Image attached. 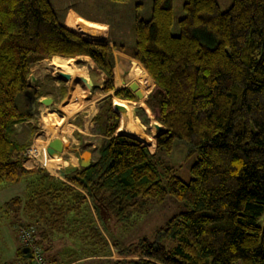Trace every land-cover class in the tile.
Here are the masks:
<instances>
[{"label": "trees", "instance_id": "obj_1", "mask_svg": "<svg viewBox=\"0 0 264 264\" xmlns=\"http://www.w3.org/2000/svg\"><path fill=\"white\" fill-rule=\"evenodd\" d=\"M172 2L153 0L148 18L134 16L128 47L85 39L64 25L51 0H0V186L30 179L26 196L3 208L11 223L33 228L49 262L56 261L54 240L66 238L79 242L83 257L111 256L114 248L109 264H264V0H232L226 10L217 0H185L177 34ZM113 48L133 57L117 62L124 73L141 67L144 102L152 91L146 104L165 128L156 151L116 133L119 116L108 96L92 119L106 141L89 167L64 170L63 179L26 168L28 143L13 132L32 117L20 100L26 106L28 94L40 96L29 83L31 67L52 56H89L107 75L106 93L115 89ZM114 96L137 100L128 87ZM176 140L191 145L188 158L195 155L187 181L160 161ZM167 195L190 209L168 218L153 240L122 246L110 237V244L104 217L135 221L148 200ZM19 234L15 264L31 257L22 255Z\"/></svg>", "mask_w": 264, "mask_h": 264}, {"label": "rangeland", "instance_id": "obj_2", "mask_svg": "<svg viewBox=\"0 0 264 264\" xmlns=\"http://www.w3.org/2000/svg\"><path fill=\"white\" fill-rule=\"evenodd\" d=\"M184 1L185 0H173L172 2L173 12H174V22L171 28V32L173 34L178 33L177 20L183 15L182 4ZM217 2L221 10H226L230 6L232 0H217ZM51 3L53 4L58 15L59 16L61 15V17H63L62 19H64L67 14V8L71 6L76 11L81 13V15L87 18L93 20H100V21H110L107 27L104 25L106 27L105 40L107 39L106 41L108 42H104L103 40L97 42L109 43L111 46H113V42L111 41L114 40L117 43H122L125 46L131 47L134 42V34L132 29L134 16L139 15L143 18H148L150 16L153 0H127L124 2L113 1V0H51ZM83 20L84 19L78 17L75 13L69 12V14L65 19V23L66 26L77 31L76 29L80 28ZM86 34L87 37H89L90 39L96 38V36H93L89 31H87ZM90 41H94V40H90ZM114 50L119 51V53L118 52L116 53L117 55L116 59L114 56V62H115L114 67L115 65H117L120 68V66L117 63L118 61H121L122 63H125V65H127V62H125L126 60H124V58H121L122 55H120V52H123L125 54L127 53L122 50L113 48V54H114ZM54 57L57 58L58 56H54ZM52 58L53 56L49 58H45L46 60L43 59L40 63L35 64L30 69L29 83L36 84L38 83V81H40L41 83L40 87L42 88L41 92L42 91L52 92L55 95L54 97L57 98L54 104H52L51 106L37 107L36 105L31 119V121L34 123L33 129L30 128V126H23V131L25 133V139L23 140V142L28 143L26 150L27 151L30 150L31 147L34 145L39 149V153H40L36 158L35 156H33L34 155L33 152L28 151L29 152L28 155V152L26 151L27 153L24 155V166L26 168L40 167L46 170L48 174L63 179L62 178L63 176L59 173L60 168L61 169L63 168V170H67L65 167L71 166L72 161L76 163L74 157L81 156L82 158H84L86 157V155H89V151H88L89 143H87V141L83 142V140H80L78 142L76 141V139H78V133H79V130L77 129V122L82 120L83 118L89 119L93 114L94 109L98 108L99 102H101L104 98L108 96L112 97V106H113V102L119 99V97L114 96V90L120 87H116L114 90L105 93L101 90V84L95 83V86L93 85V87L89 89L86 86V84H83L84 83L83 82L79 85L80 88L79 87L75 88L74 86L71 85V79L67 80L65 78H62L59 75V71H54L53 69H45L43 67V62L49 60L52 61ZM74 58L76 63L79 65L88 64L91 61L90 62L91 66L88 64V68L94 71L98 70L96 69L97 67L95 66L91 58L90 61H86L84 57H78V58L74 57ZM130 58L133 57L130 56ZM82 60H84L83 61L84 63H82ZM114 67H113V73H114ZM59 68H60L59 70L67 71V69L65 68H61V67ZM34 71L35 73L38 74V76L37 74L36 75L33 74ZM99 72L102 75H104L103 72H101L100 70ZM31 74L36 76L37 80H34V82H32ZM141 74H142V69L138 65H136L135 69H130L125 73L123 72L122 79L123 80L125 79V81L129 83H126V85L122 87H128V85L131 82L137 83L138 81L137 79H140ZM114 77H115V73H114ZM90 78L92 79V73L90 74ZM79 82H80L79 79H75V84H78ZM117 83L119 84L118 81ZM61 88H63L65 92L62 93V95L60 93L58 95V90H60ZM73 88L77 90L75 91L74 94H71L70 91H72ZM93 93L95 94L93 95ZM146 99L145 102L143 96L139 100L137 98L136 101L125 99L126 101L131 103L134 102L136 104L139 103L138 105H135L134 108L136 111V116L129 115L130 117L129 116L125 117V119H127L128 122H132L131 131L125 132V134H129L131 136L137 137L144 144H147L149 146L148 148L152 152H155L156 151L155 137L158 134V131L155 127L156 125L155 121L157 122V120H155L152 110L146 104ZM120 100L122 99L120 98ZM118 116H119V127L116 133H124L121 131V129H123L124 127H120L122 118L120 119L119 114ZM150 119L152 120L153 125L151 124ZM87 121H88L87 123H89V128L92 130L94 124L90 126V123L92 121L90 120ZM52 122L54 124H52ZM136 123L137 125L142 127V129L137 128ZM140 130H143L147 135L149 134L151 135L148 137L140 138L139 137V133L141 132ZM137 133L138 135H136ZM52 138H60L61 140L67 138L69 140V145L66 147L64 146L62 151H60V153L62 158L68 160L70 156H73L74 160H70L68 164H64L62 166H57V167L56 166L54 167V165L59 164L58 159H56L57 160L55 161L56 163H51L48 161L46 163L47 156L49 155V153L46 151V147L48 145V142ZM16 140L18 141V139ZM190 147H191L190 144L181 140H176L174 149L170 153V155H164L163 158L159 156L162 164L164 165L168 164L176 168L178 176H180L184 181L189 180L190 178L189 167L192 164V162L195 160V155L194 158L187 157ZM53 158H57V157H53ZM77 165L80 166L79 163ZM48 168H50L52 171L48 170ZM28 181H30V179ZM28 181L22 180L19 183H4L0 186V264H15V262L17 261L16 250L17 247L19 246L17 240V233L23 228L21 225L20 226L16 225L17 224L16 222L11 223L9 221L8 218L9 215L6 214L3 205L6 201H8L9 199L15 196H19L21 198L25 197L28 192L27 191ZM29 189H31V187H29ZM144 206H145V209L143 211L144 213L140 214L135 221L117 222L114 219L108 217L103 218L102 225L109 234V236L107 235L106 237L110 242V244L112 242L111 238L117 240L122 246L135 242L141 237H147L148 239L153 240L156 229L159 228L161 225H163L168 218H170L172 215L178 212L187 211L188 209H190V206L186 201L178 200L171 195H167L161 201L148 200L144 204ZM259 222L261 225H264V212L259 217ZM54 242H55L54 247L50 251V254L56 256V261L50 262L51 264H109L107 261H105L106 258L112 260L115 259L117 256L115 249L112 248L111 256L89 255L83 257L84 256L82 254L83 248L80 247L79 242L76 239L69 240L66 238H56ZM163 244L168 248H170L173 245V243L170 240H164ZM83 252H87V251H83ZM234 264H241V262L237 261Z\"/></svg>", "mask_w": 264, "mask_h": 264}, {"label": "crops", "instance_id": "obj_3", "mask_svg": "<svg viewBox=\"0 0 264 264\" xmlns=\"http://www.w3.org/2000/svg\"><path fill=\"white\" fill-rule=\"evenodd\" d=\"M69 12H73L78 17L84 19L82 21V23H81L80 28L79 29H76L78 32H80L81 36H83L85 39H89L87 37V34H86V32L89 31L93 36H96V38H92V39H89V40H94V42H97V41H100V40H103L104 42H108V41H106L107 39L105 40V36H106V27L109 25L110 21H100V20H93V19L87 18V17L81 15V13H79L78 11H76L73 7L69 6L67 8V14H66L65 18L62 19L65 26H66L65 19H66L67 15L69 14ZM60 17H61V15H60ZM61 18H63V17H61ZM95 22H97V23H95ZM92 25H94V26H92ZM117 52L119 53V51L114 50L115 59L117 57V55H116ZM120 55H126L127 57H130L129 55H127V54H125L123 52H120ZM78 57H84V59L86 60V57H89V56L80 55V56H77V58ZM41 61L36 62L35 64H38ZM83 61L84 60H82V63H83ZM86 61H89V60H86ZM59 65L54 64L53 66H51L48 69H53L54 71H65V70H59L60 69L59 67H61ZM84 65H87L88 66V64H84ZM89 65H90V62H89ZM61 68H63V67H61ZM96 69H98V68H96ZM99 70L100 69H98L97 71H94L93 72L94 74H96V80L89 79V80H92L93 81V85L94 86H95V83H99L102 86V82L107 79V75L103 71L100 70L104 74V75H102L99 72ZM65 72L68 73V74H70V73L77 74L75 71H71L70 69H67V71H65ZM114 73H115V77H114V80L115 81H114V84L116 83L115 88L116 87H122V86L126 85V83H129V82H126L125 79L124 80L122 79L123 72L121 71V69L117 65H115V67H114ZM33 74L36 75L37 73H35V71H34ZM35 75H32L31 74V76H32V82H34V80H37ZM37 76H38V74H37ZM117 81L119 82V84L117 83ZM40 84H41L40 81H38V83H36V84H32L31 83V85L33 86V88H35L36 90H39L40 91V96L37 98V107H40V106H42V107L44 106L45 107L46 106V105L42 104L41 102H39V100L41 98H44V97H50V98H52V103L50 105H48V106H51L52 104H54V102H55V100H56L57 97L55 98L54 97L55 95L52 92H48V91H42L41 92L42 88L40 87ZM75 88H77V87H75ZM75 88H73L74 90L70 91L71 94H74L75 93V91L77 90ZM79 91H80V89H79ZM64 92H65V90H63V88H61L60 90H58V95H59V93L62 95V93H64ZM26 102H27V105L25 106V100L24 101L23 100H20V105H21V107L26 108V110H28L27 107L29 105V99ZM138 104H136L135 102L134 103H131V102H128L126 100H120V99H117V100H115L113 102L114 109L120 115V119L122 118L121 119V125H120V127H124L123 129H121L122 132L125 133V132H130L131 131L132 122H128L127 119H125V117H127L129 115L130 116L134 115V113H135V109H134L135 108V105H138ZM97 110H98V108H95L94 109V112H93V114L91 115V117L89 119L88 118L87 119L86 118H83L82 120H80V121L77 122V129L79 130V133H78V139H76V141L78 142L80 140H83V142L84 141H87V143H89L88 151H89V159H90L91 162H93L97 158L98 153H99L98 152L99 151V147L102 144H104V142L106 141V137L103 136L102 134H100L99 131L95 129V124L92 121V119H93L95 113L97 112ZM48 116H50V115H48ZM31 119H32V117L29 120L22 121V122L16 123L14 125L13 137L16 138V139H18L19 143H27V142H23V140L25 139V133L23 131V126H30V128L33 129L34 123L31 121ZM87 120L92 121L90 123V126H92L94 124V127H93L92 130L89 128V123H87L88 122ZM52 124H54V123L52 122ZM151 124L153 125L152 120H151ZM136 127L139 128V129H142V127H140L139 125H137V123H136ZM140 131H141L139 133V137L140 138H142V137H148V136L151 135V134L147 135L143 130H140ZM136 135H138V133ZM29 140H27V141H29ZM53 157H57V156H53ZM53 157H50L48 155L47 156V159H46V163H47V161L48 162H51V163H56L55 161H57L56 159H58L59 160V164L54 165V167L55 166L56 167L57 166H62L64 164H68L70 160H74L73 159V156H70L68 158V160L62 158L61 153L58 155L57 158H53ZM74 158H75L76 163L72 161L71 166L65 167L66 169H68V168H78L79 165H77V164L78 163L80 164V162H81V160L83 158L81 156L80 157H74ZM48 170L52 171L50 168H48ZM61 171H64L63 168L62 169L61 168L59 169V173H61ZM16 259L17 260L19 259L18 256H17Z\"/></svg>", "mask_w": 264, "mask_h": 264}, {"label": "water", "instance_id": "obj_4", "mask_svg": "<svg viewBox=\"0 0 264 264\" xmlns=\"http://www.w3.org/2000/svg\"><path fill=\"white\" fill-rule=\"evenodd\" d=\"M89 40V39H88ZM59 75L65 79H70L71 75L63 72V71H59ZM32 77V76H31ZM82 81L84 82V84H86V86L90 89L93 87V81L92 80H86L85 78H82ZM129 90L139 99L143 96V93L141 90L138 89V85L136 82H131L128 85ZM39 102H41L42 104L48 106L52 103V98L50 97H44L41 98L39 100ZM30 108L27 111H31L32 113L35 110L36 107V101L33 100L32 102L29 103ZM113 107V106H112ZM114 109V108H113ZM115 110V109H114ZM116 111V110H115ZM134 115L136 116V111L134 113ZM158 133L162 132L165 128L160 124L157 123L155 125ZM69 145V140L67 138L64 139H59V138H52L47 145L46 151L48 153H52L54 151H62L63 147L68 146ZM92 164V162L89 159V155H86V157H84L81 162H80V166L82 167H89ZM61 175L63 174V172L61 171L60 173ZM21 253L24 257H30L31 253H30V248L28 246H24L21 248Z\"/></svg>", "mask_w": 264, "mask_h": 264}, {"label": "bare ground", "instance_id": "obj_5", "mask_svg": "<svg viewBox=\"0 0 264 264\" xmlns=\"http://www.w3.org/2000/svg\"><path fill=\"white\" fill-rule=\"evenodd\" d=\"M84 63V62H83ZM54 64H57V65H59V66H61V67H63V68H66V69H70L71 71H75L77 74H75V73H70V75H71V85L72 86H74V87H79V85L81 84V83H83V81H82V78H85L86 80H89V79H91L90 78V74L92 73V79H94V80H96V74H94L93 72H94V70H91V69H89L88 68V66L87 65H79V64H77L76 63V61H75V58H56V57H54L53 59H52V61L51 60H49V61H44L43 62V67L45 68V69H48V68H50L51 66H53ZM89 64V63H88ZM91 66V65H90ZM91 68V67H90ZM63 72H65V71H63ZM82 77V78H81ZM75 79H79V83L78 84H75ZM68 80V79H67ZM82 81V82H81ZM84 84V83H83ZM80 88V87H79ZM74 90V89H73ZM95 93H93V95H94ZM30 108V107H29ZM29 112V111H28ZM57 117V116H56ZM47 118V117H46ZM48 120V119H47ZM49 122H51V121H49ZM47 123V122H46ZM60 139V138H59ZM47 148V147H46ZM30 152H33L34 153V155L33 156H35L36 158H37V156L40 154L39 153V149L36 147V146H32L31 147V151ZM60 154V152L59 151H54V152H52V153H49V155L51 156V157H53V156H57L58 157V155Z\"/></svg>", "mask_w": 264, "mask_h": 264}, {"label": "built area", "instance_id": "obj_6", "mask_svg": "<svg viewBox=\"0 0 264 264\" xmlns=\"http://www.w3.org/2000/svg\"><path fill=\"white\" fill-rule=\"evenodd\" d=\"M27 151V150H26ZM24 152V155L30 150H28L27 152ZM28 152V155H29ZM32 231L33 228H22L20 230V234H19V240L21 242V245L24 246H28L30 248V253H31V257L28 261L25 262H19L18 264H51L47 258L45 257V254L41 248V246H38L35 244V238L32 235Z\"/></svg>", "mask_w": 264, "mask_h": 264}, {"label": "flooded vegetation", "instance_id": "obj_7", "mask_svg": "<svg viewBox=\"0 0 264 264\" xmlns=\"http://www.w3.org/2000/svg\"><path fill=\"white\" fill-rule=\"evenodd\" d=\"M27 98L29 99V103L32 102L33 100H35L36 101V105H37V98H35L32 94H28ZM29 107H30V105H28L27 109H29ZM29 113H32V112L29 111Z\"/></svg>", "mask_w": 264, "mask_h": 264}]
</instances>
